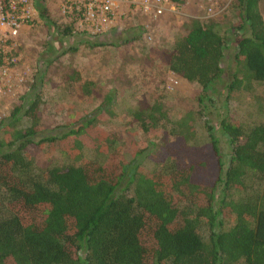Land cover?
Segmentation results:
<instances>
[{
  "label": "trees",
  "instance_id": "16d2710c",
  "mask_svg": "<svg viewBox=\"0 0 264 264\" xmlns=\"http://www.w3.org/2000/svg\"><path fill=\"white\" fill-rule=\"evenodd\" d=\"M260 1L231 0L235 26L190 19L169 49L149 51L173 75L199 87L198 109L173 121L160 100L129 110L147 136L159 124L173 125V136L151 158L160 169L141 165L144 148L126 161L117 133L93 128L100 111H110L109 95L67 131L52 135H40L39 94L20 96V104L0 120L6 135L0 134V264H264V116L242 125L222 114L215 129L202 118L219 95L215 84L223 75L229 78L226 96L252 80L264 84ZM38 5L48 35L82 38L72 23L56 24ZM84 37L90 45L104 44L101 35ZM137 37L134 32L128 40ZM230 46L237 64L233 71L224 64ZM91 85L84 81L81 90ZM196 118L203 119L206 132L201 140ZM91 128L95 136L87 140ZM222 138L226 154L219 147ZM56 141L67 162L31 165L29 146ZM83 148L95 157L86 158ZM249 175L259 176L260 189L235 197L245 191Z\"/></svg>",
  "mask_w": 264,
  "mask_h": 264
},
{
  "label": "rangeland",
  "instance_id": "374dc122",
  "mask_svg": "<svg viewBox=\"0 0 264 264\" xmlns=\"http://www.w3.org/2000/svg\"><path fill=\"white\" fill-rule=\"evenodd\" d=\"M34 4H43L47 16L56 24L67 22L59 10L60 0H36ZM230 4L231 0H183L182 6H175L173 12L155 20L127 11L117 18L104 37H100L99 40L104 42L102 45H90L81 31V39L78 33L64 37L57 33L48 35L46 26L37 16L33 24L22 29L18 35L14 72L22 77V81L12 85L9 90L0 88V120L8 116L13 106L20 104L22 96L26 99L31 93H38L41 98L40 135L61 134L68 130V124L94 111L102 98L109 95L112 101L110 111L101 110L93 128L116 132L117 144L126 161L144 148L146 155L141 158V165L160 169L161 165L153 164L151 158L164 147L161 144L171 139L173 125L170 122L159 124L155 132L147 136L132 121L129 110H142L154 100H160L168 119L173 121L185 112L198 109L196 97L199 87L173 75L158 61L154 51H149L153 47L169 49L178 26L182 25L180 28L184 29L190 19L214 18L220 24L235 26L238 19ZM186 6L190 16L184 12ZM207 8H211L214 14L207 16ZM259 10L264 21V0L260 1ZM179 11L180 14H174ZM73 29L79 31L75 26ZM222 29L224 27H220V33ZM134 32L138 37L128 40ZM225 36L223 33V38L229 40ZM232 52L233 46L225 51L228 57L224 58V64L233 71L237 64L230 55ZM40 71L43 72L41 79ZM228 79L227 75H223L215 84L216 94L219 95L213 98V105H208L204 110L202 118H208L214 129L222 114L242 125L261 121L264 116V84L252 80L250 85L235 89L226 96L224 84ZM84 81L92 84L88 91L81 90ZM33 82L37 87L31 89ZM202 118H196L197 137L200 140L206 134L201 126ZM24 124L25 121H22L20 126ZM4 132L0 129L2 137H6ZM94 134L91 128L85 137L91 140ZM57 145L56 141L51 144L45 142L41 147L29 146L26 151L31 165L37 167L46 163L67 162L68 159L56 150ZM219 147L226 154L228 148L224 138L220 140ZM83 155L86 158L95 157L88 148H83ZM260 187L259 176L249 175L245 178V191L234 196L250 194ZM220 189L217 188L216 198ZM225 222L227 226L231 219Z\"/></svg>",
  "mask_w": 264,
  "mask_h": 264
},
{
  "label": "built area",
  "instance_id": "2783aa9c",
  "mask_svg": "<svg viewBox=\"0 0 264 264\" xmlns=\"http://www.w3.org/2000/svg\"><path fill=\"white\" fill-rule=\"evenodd\" d=\"M174 8L169 0H60L59 4L64 19L89 37L105 33L127 11L155 20ZM213 14L207 8L206 15ZM36 16L34 0H0V88L9 90L22 81L14 72L16 41L21 30L33 24Z\"/></svg>",
  "mask_w": 264,
  "mask_h": 264
},
{
  "label": "crops",
  "instance_id": "0c3cea01",
  "mask_svg": "<svg viewBox=\"0 0 264 264\" xmlns=\"http://www.w3.org/2000/svg\"><path fill=\"white\" fill-rule=\"evenodd\" d=\"M181 6H182V4H181ZM184 9H185L184 12L186 13V15H187V16H190V12H189L188 6H186ZM166 14H170V12L168 11V12L164 13L163 16L166 15ZM174 14H180V11H179V13H174ZM161 17H162V16H161ZM161 17H160V18H161ZM180 26H182V25H179V26H178V31H179V32H182L183 29H181ZM178 31H177V32H178ZM175 33H176V32H175ZM105 34H106V33H105ZM103 35H104V33L101 34V36H103ZM103 37H104V36H103Z\"/></svg>",
  "mask_w": 264,
  "mask_h": 264
}]
</instances>
